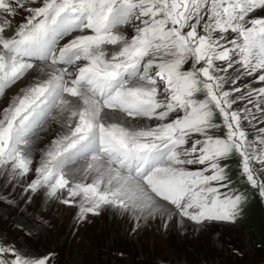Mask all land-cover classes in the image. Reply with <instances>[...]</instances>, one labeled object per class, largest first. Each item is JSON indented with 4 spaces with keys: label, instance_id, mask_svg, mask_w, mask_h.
<instances>
[{
    "label": "snow or ice",
    "instance_id": "snow-or-ice-1",
    "mask_svg": "<svg viewBox=\"0 0 264 264\" xmlns=\"http://www.w3.org/2000/svg\"><path fill=\"white\" fill-rule=\"evenodd\" d=\"M33 61L43 78L0 110V202L235 224L247 197L223 162L236 156L264 198V0H0V96ZM50 119L63 131L36 162ZM0 264L52 259L0 233Z\"/></svg>",
    "mask_w": 264,
    "mask_h": 264
},
{
    "label": "rangeland",
    "instance_id": "rangeland-1",
    "mask_svg": "<svg viewBox=\"0 0 264 264\" xmlns=\"http://www.w3.org/2000/svg\"><path fill=\"white\" fill-rule=\"evenodd\" d=\"M23 18L24 14L14 24L23 22ZM36 73L32 71L5 91L0 110L35 81ZM251 86L261 85L252 80ZM120 120H128L131 127L136 123L140 127L155 124L123 117ZM49 121L46 130L33 138L36 162L57 138L52 127H58V123ZM50 130L54 133L52 139H48ZM248 131L250 138L256 136L254 129ZM6 179L0 177V192L4 195L12 191L11 186L4 189ZM260 199L264 205V198ZM77 213V206L50 201L42 193L33 196L27 205L21 200L18 207L0 202V233L32 256L51 254L52 264H264V248L254 245L235 224L211 222L195 230L191 222L174 217L165 228L159 216L137 221L129 214L105 208L99 215H88L81 221ZM17 225H23L31 234Z\"/></svg>",
    "mask_w": 264,
    "mask_h": 264
},
{
    "label": "trees",
    "instance_id": "trees-1",
    "mask_svg": "<svg viewBox=\"0 0 264 264\" xmlns=\"http://www.w3.org/2000/svg\"><path fill=\"white\" fill-rule=\"evenodd\" d=\"M223 163L227 165L229 170L231 187L246 194L247 197L243 215L235 223V226L243 230L254 245L264 248V205L257 189H253L241 177L240 158L238 156Z\"/></svg>",
    "mask_w": 264,
    "mask_h": 264
},
{
    "label": "bare ground",
    "instance_id": "bare-ground-1",
    "mask_svg": "<svg viewBox=\"0 0 264 264\" xmlns=\"http://www.w3.org/2000/svg\"><path fill=\"white\" fill-rule=\"evenodd\" d=\"M20 16H22V14H21V15H18V16L15 18V21H14V22H16V20L19 19ZM36 65H37V70H33V71H34V72H37V73H36V76H37V77H35V78H34L33 76L31 77V78H34L35 80H36V79L43 78V74L38 75V69H39V68H45V70L47 71L46 66H44V65H42V64H41V65H40V64H36ZM29 74H31V73H29ZM33 74H34V73H33ZM28 76H29V75H28ZM49 122H50V121H49ZM120 122H121V123H126V124H128V125L130 126V123H129L128 120H126V121H124V122H123L122 120H120ZM134 123H135V122H134ZM134 123H133V125H134ZM51 126H52V125H51ZM47 127H48V126H47ZM135 127H140V125L136 123V126H135ZM52 128H53V131L57 134V136L63 131V129L61 128V126H60L59 123H58V127H52ZM53 131L50 130L49 135H48V139H52L51 137H53V135H54ZM58 131H59V132H58ZM34 153H35V151H34ZM34 153H33V154H34ZM35 155H37V153H35ZM35 155H34V156H35ZM77 167H79V165H77Z\"/></svg>",
    "mask_w": 264,
    "mask_h": 264
}]
</instances>
